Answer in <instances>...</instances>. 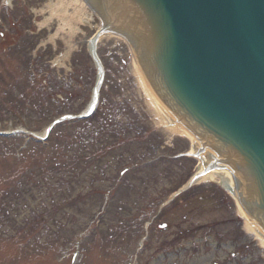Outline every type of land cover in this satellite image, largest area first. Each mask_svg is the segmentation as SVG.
Listing matches in <instances>:
<instances>
[{
    "label": "rangeland",
    "instance_id": "1",
    "mask_svg": "<svg viewBox=\"0 0 264 264\" xmlns=\"http://www.w3.org/2000/svg\"><path fill=\"white\" fill-rule=\"evenodd\" d=\"M60 9L59 0H0V131L42 134L92 96L98 70L87 50L100 22ZM98 55L105 78L91 132L84 123L57 129L53 153L32 145L26 163L39 178L24 183L25 164L9 151L21 142H0V264H264L226 190L204 181L175 199L197 169L191 142L159 125L125 43L103 39ZM78 130L89 151L68 163L63 154L87 144L75 142ZM57 156L62 185L44 181Z\"/></svg>",
    "mask_w": 264,
    "mask_h": 264
},
{
    "label": "water",
    "instance_id": "2",
    "mask_svg": "<svg viewBox=\"0 0 264 264\" xmlns=\"http://www.w3.org/2000/svg\"><path fill=\"white\" fill-rule=\"evenodd\" d=\"M109 1L138 17L142 35L130 34L141 40L152 76L207 138L237 157L247 204L264 217V0Z\"/></svg>",
    "mask_w": 264,
    "mask_h": 264
},
{
    "label": "bare ground",
    "instance_id": "3",
    "mask_svg": "<svg viewBox=\"0 0 264 264\" xmlns=\"http://www.w3.org/2000/svg\"><path fill=\"white\" fill-rule=\"evenodd\" d=\"M105 3L106 2H104V5ZM59 6H61L62 9H60V11L56 13L63 14L64 16H67V12L69 11L70 7H74V12L77 14V20L79 21L81 20V17L85 15V12L87 10V6L83 0H59ZM107 7L109 6L107 5ZM119 9L121 11V15H115L113 17L111 16V14H108L109 20L107 23L109 27L111 26L112 29H117V31H112L111 33H103L99 40H102L103 38L113 37L125 42L126 37L129 36L128 32L124 29V26L127 25L129 20L132 21L131 15H129V17L127 16V13L124 11L125 8L123 6H121ZM134 69L139 84L145 95L148 97L149 104L157 114L159 123L162 125V128L165 130V132H167L170 137L182 135L186 136L193 144L196 145L198 141L189 133V131L184 126L174 123L171 116L166 113L165 110L162 108L163 106H161L160 101L155 96L153 90L147 83V80L145 79L144 75L140 73L136 62ZM197 146L200 147V150L197 152V155H200L199 158L202 164L206 165V168L205 166H202L203 168L200 169L199 175L194 178L193 183L204 181L219 182L225 187L233 188L234 196L236 198L237 191L235 188L237 186V182L235 178H237L238 182L240 183V177L238 173L233 172L232 169L228 168L227 166L219 165V161L215 163L214 167H211L212 164L210 163V158L208 159L207 151L205 150V148H202L200 146V142ZM207 167H210L211 169H207ZM238 211L246 220L244 225L246 233L254 239L258 240L260 246L264 248V232L256 224H254V222L250 221V219L245 216L246 214L242 210L241 206Z\"/></svg>",
    "mask_w": 264,
    "mask_h": 264
},
{
    "label": "trees",
    "instance_id": "4",
    "mask_svg": "<svg viewBox=\"0 0 264 264\" xmlns=\"http://www.w3.org/2000/svg\"><path fill=\"white\" fill-rule=\"evenodd\" d=\"M74 134H72L74 136V140L75 142L79 139L77 136V132H73ZM13 150V151H12ZM54 147L52 146L51 148V153H53ZM9 151L12 152L11 155L13 157L14 162H16L17 164H22L24 165V169L22 171L19 172L18 174V179L20 182L22 181V183H24V181L29 182L31 181L33 178H38V176L36 175L37 172V168L33 167L32 165H28L27 162V158L29 156V154L33 151V149L27 150L26 152L22 153L20 159H16L15 157V146H13L12 148H9ZM3 157L7 156V154L5 155L4 153L2 154ZM64 155V160L65 161H69L70 160V154L68 155ZM1 159L3 158L2 156H0ZM59 169V156L55 157V159L52 161V163L50 164V166L47 169H44V180H51L55 178L54 176V172L57 171Z\"/></svg>",
    "mask_w": 264,
    "mask_h": 264
}]
</instances>
